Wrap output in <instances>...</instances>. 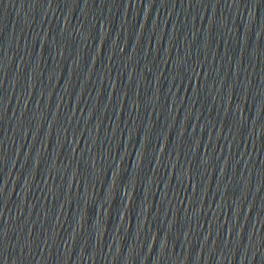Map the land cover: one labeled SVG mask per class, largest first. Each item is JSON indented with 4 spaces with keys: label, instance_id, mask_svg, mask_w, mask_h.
Segmentation results:
<instances>
[{
    "label": "water",
    "instance_id": "95a60500",
    "mask_svg": "<svg viewBox=\"0 0 264 264\" xmlns=\"http://www.w3.org/2000/svg\"><path fill=\"white\" fill-rule=\"evenodd\" d=\"M0 264H264V0H0Z\"/></svg>",
    "mask_w": 264,
    "mask_h": 264
}]
</instances>
